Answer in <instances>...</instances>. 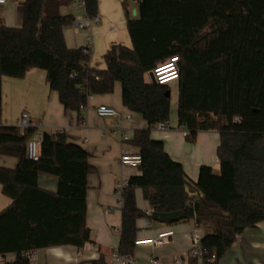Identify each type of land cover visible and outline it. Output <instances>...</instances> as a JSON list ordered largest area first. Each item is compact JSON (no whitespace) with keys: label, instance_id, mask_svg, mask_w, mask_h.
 <instances>
[{"label":"trees","instance_id":"trees-1","mask_svg":"<svg viewBox=\"0 0 264 264\" xmlns=\"http://www.w3.org/2000/svg\"><path fill=\"white\" fill-rule=\"evenodd\" d=\"M71 1L22 0L20 26L0 19V109L2 77L21 78L31 68L43 69L64 109L77 113L89 96L111 93L119 82L123 106L148 127L130 139L141 163L123 192L118 253L133 256L137 219L181 212L183 218L165 221L193 219L205 228L201 260L219 264L239 234L264 221V0H122L131 46L112 45L105 69L91 67L82 46L66 45L63 31L74 17L60 8ZM84 10L94 17L98 0H85ZM170 56L179 59L177 125L188 130L185 138L219 134L218 171L202 164L194 181L150 134L155 123L168 122L171 100L168 86L151 82L149 74ZM35 130L0 124V154L18 158L15 168L0 166L1 190L11 199L0 211V254L14 255L5 264H30L28 251L90 241L87 176L95 168L88 153L63 130L43 131L39 157L29 159ZM39 174L57 179L56 193L38 186ZM137 188L151 214L137 206ZM91 264L108 263L100 255Z\"/></svg>","mask_w":264,"mask_h":264},{"label":"crops","instance_id":"crops-1","mask_svg":"<svg viewBox=\"0 0 264 264\" xmlns=\"http://www.w3.org/2000/svg\"><path fill=\"white\" fill-rule=\"evenodd\" d=\"M21 2L22 0H7L5 4L0 5V19L5 25L13 27L21 25ZM129 9L134 15L133 10H136L134 2ZM60 12L74 17V21L63 31L68 47L83 46L86 36L92 32L94 42L89 65L93 68H106L103 56L112 45L131 46L122 0H98V10L95 15L98 21L91 22L90 27L86 29L74 26V22L89 18L84 7L77 5L74 0L62 6ZM99 104L113 106L119 111L121 124L129 136L125 144L132 150H138L130 139L136 129H145L148 125L140 115L123 106L119 82L114 83L111 93L91 95L86 109L77 113L64 109L58 93L49 88L46 72L43 69L31 68L21 78L2 77L0 124L17 125L19 115L26 111L38 133L63 130L67 141L78 144L87 151L88 161L95 168V171L87 176L85 223L90 231V241L81 248L59 245L33 250L35 257L30 264H91V261L98 259L100 255L104 256L108 264H121L112 258V253L117 250L119 244L121 224V207L115 202L113 186L121 177H129L138 174L139 171L120 164L119 155L123 142L118 135H113L111 132L116 118L99 117L95 112V107ZM175 104L177 107V98ZM126 112H130L133 119H126L123 116ZM150 134L151 137L163 141L167 153L174 160L182 163L191 180L197 179L202 164L218 171L219 160L216 155L219 143L218 132H198L194 142L190 143L179 131L171 129L153 132L151 129ZM17 163V157L0 154V166L15 168ZM37 183L46 191L52 193L57 191V179L54 177L39 174ZM135 200L139 208L150 210L140 188L135 189ZM10 203L11 199L2 193L0 185V211ZM136 224L139 228L137 240L156 237L164 230L173 231L168 242L161 246L136 245L132 256L136 264H145L140 259L141 254L145 255L146 259L153 254L156 257L160 254L179 255L184 260L183 264H192L188 256L190 236L196 226L193 219L166 222L142 217L137 219ZM13 258V254L5 256L6 261H11ZM223 263L264 264V221L253 228L245 229L237 236L235 244L221 259L220 264Z\"/></svg>","mask_w":264,"mask_h":264},{"label":"built area","instance_id":"built-area-1","mask_svg":"<svg viewBox=\"0 0 264 264\" xmlns=\"http://www.w3.org/2000/svg\"><path fill=\"white\" fill-rule=\"evenodd\" d=\"M7 0H0V5H3L6 3ZM75 3L81 7H84L85 0H74ZM98 17H89L82 21H76L74 22V26L81 29L89 28L91 25V22H97ZM94 39L92 32L86 36L85 44L82 46V50L86 55L91 56V50L93 45ZM89 64V62H88ZM152 77L154 79V82L160 85H167L168 83L172 81H177L179 79V59L176 56H170L165 61L157 64L153 69L151 70ZM70 77L75 76L74 73H71L69 75ZM95 78H98V76H95ZM90 97V96H89ZM87 105H82L80 107L81 111H84L86 109ZM95 112L99 117H113L116 118V122L114 126L111 129V132L113 135H118L123 142V147L121 149L120 155H119V162L122 166H127L130 168H136L141 163V154L138 150H132L130 149L125 142L129 140V136L127 134L126 129L121 124V116L119 111L114 108L113 106L107 105V104H99L95 107ZM126 119H133V116L130 112H126L123 115ZM82 119H84V115H82ZM169 122L166 121H159L155 123L151 129L154 130H176L181 133L183 137H186L188 134V130L183 127L177 125L176 128L172 129L171 126L168 125ZM32 123L29 119L28 113L26 111H23L21 113L20 119L17 123V126L20 128V130H23L24 128H27L31 126ZM41 132L38 133L37 137H31L27 141V156L29 159L37 160L39 157V146L41 142ZM128 176L121 177L118 181L114 183L113 186V196L115 199V202L120 207L123 204V192L124 189L128 185ZM147 214H151L150 210L145 211ZM173 234L172 230H164L157 234L156 237L146 238L142 240H136V245H151V246H161L168 242V238ZM201 237L202 234L199 232V227L196 225L191 233L190 236V249H189V260L190 259H196L197 263L195 264H207L201 260L202 256V246H201ZM29 261H32L35 257L33 251H28L24 253ZM112 258L116 261H119L121 264H136L132 256L127 255H120L117 250H115L112 253ZM214 259V256L211 258V260ZM183 258L180 256H174L172 259L173 264H183ZM6 259L3 255L0 254V264H5ZM150 264H167L165 260H160L156 256H151L149 259Z\"/></svg>","mask_w":264,"mask_h":264},{"label":"rangeland","instance_id":"rangeland-1","mask_svg":"<svg viewBox=\"0 0 264 264\" xmlns=\"http://www.w3.org/2000/svg\"><path fill=\"white\" fill-rule=\"evenodd\" d=\"M131 3L132 2H129V6H131ZM168 88H169V91H170V99H171V109H170V116H169V120H168V125L172 127V129L176 128L177 127V109H176V104H175V101H176V98H177V92H178V81H172L170 83L167 84ZM175 105V106H174ZM22 113V112H21ZM21 116V114L19 115V117ZM153 131H156L154 129H152V132ZM173 131H176V130H173ZM38 135V132H37V128L33 134L32 137H37ZM190 143V142H189ZM205 228L203 227H199V232L203 235L204 232H205ZM151 256H155L154 254L153 255H149V257L146 259L145 255L141 254L140 255V259L142 262H144L145 264H149V258ZM175 256H179V255H175ZM158 259L160 260H165L167 262V264H172V259H173V255H167V256H164V255H158L157 256ZM220 264V262H219ZM225 264V263H223Z\"/></svg>","mask_w":264,"mask_h":264},{"label":"water","instance_id":"water-1","mask_svg":"<svg viewBox=\"0 0 264 264\" xmlns=\"http://www.w3.org/2000/svg\"><path fill=\"white\" fill-rule=\"evenodd\" d=\"M133 14L136 15V10L135 9L133 10ZM149 76H150L151 82L154 83V79H153L151 73L149 74ZM166 95L170 96V91L169 90L166 91ZM152 216H153L154 219H158L160 221H165V220H174V219L183 218L185 215H184V213H181V212H169V213L154 212L152 214Z\"/></svg>","mask_w":264,"mask_h":264}]
</instances>
